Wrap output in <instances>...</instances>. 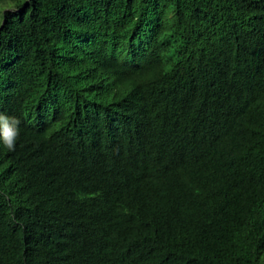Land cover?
Listing matches in <instances>:
<instances>
[{"label":"trees","instance_id":"16d2710c","mask_svg":"<svg viewBox=\"0 0 264 264\" xmlns=\"http://www.w3.org/2000/svg\"><path fill=\"white\" fill-rule=\"evenodd\" d=\"M0 264H264V0H0Z\"/></svg>","mask_w":264,"mask_h":264},{"label":"clouds","instance_id":"9594fccd","mask_svg":"<svg viewBox=\"0 0 264 264\" xmlns=\"http://www.w3.org/2000/svg\"><path fill=\"white\" fill-rule=\"evenodd\" d=\"M19 120L10 118L0 113V143L8 151H14L15 144L19 138Z\"/></svg>","mask_w":264,"mask_h":264},{"label":"rangeland","instance_id":"374dc122","mask_svg":"<svg viewBox=\"0 0 264 264\" xmlns=\"http://www.w3.org/2000/svg\"><path fill=\"white\" fill-rule=\"evenodd\" d=\"M12 8V4L10 1H5L3 4L0 5V21H1V13L3 12L4 9Z\"/></svg>","mask_w":264,"mask_h":264}]
</instances>
